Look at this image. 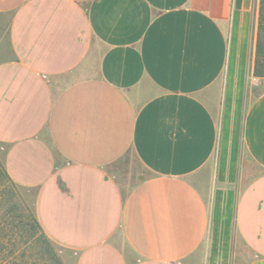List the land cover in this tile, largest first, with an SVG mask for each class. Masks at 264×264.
<instances>
[{"label":"crops","instance_id":"crops-1","mask_svg":"<svg viewBox=\"0 0 264 264\" xmlns=\"http://www.w3.org/2000/svg\"><path fill=\"white\" fill-rule=\"evenodd\" d=\"M259 14L260 0H0L5 168L65 264H264ZM129 154L148 176L125 191Z\"/></svg>","mask_w":264,"mask_h":264},{"label":"rangeland","instance_id":"rangeland-1","mask_svg":"<svg viewBox=\"0 0 264 264\" xmlns=\"http://www.w3.org/2000/svg\"><path fill=\"white\" fill-rule=\"evenodd\" d=\"M115 168L118 182H120L125 191L132 189L148 176V173L143 169L133 154H129L124 160L118 163ZM3 169H5V148L0 144V220H6L9 225H12L13 221L19 222L20 219L27 226L25 228L27 232L26 235L31 236L34 234L32 236L31 245H29L32 247V253L34 254L30 264H65L59 248L48 238L49 243L44 241L42 237L43 231L38 228L33 231L31 225H27L29 224V221H32L33 216L36 217L34 194L26 189L16 186L3 176L1 174Z\"/></svg>","mask_w":264,"mask_h":264},{"label":"trees","instance_id":"trees-1","mask_svg":"<svg viewBox=\"0 0 264 264\" xmlns=\"http://www.w3.org/2000/svg\"><path fill=\"white\" fill-rule=\"evenodd\" d=\"M260 5L254 76L264 78V0H260ZM1 174L15 184L7 173L6 168L2 170ZM28 223L27 225H31L33 231L37 228L42 230L35 216ZM26 227V224L20 219L19 222L13 221L12 225H9L6 220H0V264H30L34 254L32 253V247L29 245H31L34 234L27 236ZM42 237L44 241L49 243L44 231Z\"/></svg>","mask_w":264,"mask_h":264}]
</instances>
